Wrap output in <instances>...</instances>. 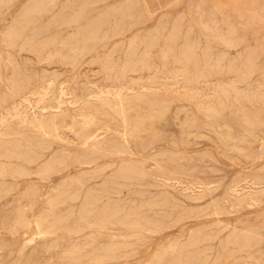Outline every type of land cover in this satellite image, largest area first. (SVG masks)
Segmentation results:
<instances>
[{"label":"bare ground","instance_id":"6f19581e","mask_svg":"<svg viewBox=\"0 0 264 264\" xmlns=\"http://www.w3.org/2000/svg\"><path fill=\"white\" fill-rule=\"evenodd\" d=\"M146 6H148V9L150 8L149 5ZM153 12L152 9L148 11L149 14ZM120 13L128 14L127 11H121ZM252 14L254 13H249L250 17H253ZM104 18H101L102 21L105 20ZM91 29L87 26L86 30ZM234 31L236 30L234 29ZM27 32L26 35H28ZM52 35H55V33ZM133 37L135 36L133 35ZM80 38L86 40L92 39L94 36L83 34ZM72 39H77V37H72ZM147 39L150 38L147 37ZM7 41L8 45L15 44L11 38ZM134 41L136 40L134 39ZM235 41V38H232L227 40L226 44L232 45L236 43ZM144 44L146 46V42ZM153 45L154 43L148 44V46ZM23 46L27 47V45ZM94 46V44L84 42L82 44H66V46L58 49L66 48L70 50V52L62 53L60 51L59 53L63 62L74 64V62L80 60L82 52L90 50ZM136 48L137 45L135 43L129 44L123 50L124 56L120 60H116L113 56L104 59L96 58L102 64L104 78L110 80L112 84L101 87L95 86L96 88L88 91L87 95L82 93L84 96L81 97V95L68 91L65 86L56 90L54 81L47 80L37 87H32L29 92H24L23 101L13 106L12 109H9L6 113H0V172L24 173L28 175L30 173L29 165L32 164L42 173L52 170L53 167L96 163L100 157L99 151L101 149L112 150L121 154H137L131 144L134 143L138 149L143 151L148 149L153 141L161 135L158 123L165 119L172 109L184 111L181 131L173 139L175 142L188 143L192 141L193 136H209L211 135L210 133H214L217 137L221 136V138H224H220L221 142L225 141V139L229 141L227 146L234 147L241 154H245V156L248 155L253 163L260 160L261 162H258L259 166L264 171V119L259 116L260 110H251L249 105L243 100L248 99L252 103L254 96L234 87L231 89L226 88L225 81L218 80L215 83L214 92L211 91L212 93L210 94L195 86V83L200 84L209 75L219 77L225 74H235L243 77L250 72H254V69L243 71L239 67L234 69L232 67L226 69L218 67L215 71L212 69L208 73H205V68L196 70L194 69L196 67L195 64L198 62L207 64V61L212 59L207 57L197 58L198 56L189 43L181 45L165 43L159 56H146L143 58H137L138 52ZM42 49L43 47L32 49L37 53L39 59L45 57ZM2 52L0 51V57ZM205 54L209 56V51L206 50ZM220 55L223 57V54ZM256 58L252 56L251 52L247 56L249 61H253ZM144 69L150 71V80L147 83H144V77L141 74ZM132 72L140 73L137 76H131L132 79L127 82L129 74ZM18 76L19 74L14 71L11 85L21 91L29 83H26L27 86H25V81L24 84H22L23 82L20 83L21 85L18 84ZM159 76H164V78L168 79L167 84L161 85L156 79ZM5 97L4 99H6ZM1 101L3 102V100ZM2 102H0L1 107L3 106ZM235 122L239 124L240 128H236ZM66 128L74 132L78 139V146L83 147H76L77 152L73 156L72 154L71 156L67 155L64 151L52 153V159L46 161L45 157L51 153L53 144L64 139L62 133ZM100 129H104L107 134L104 135L99 132ZM204 129H207L208 134L204 132ZM31 131L36 133L30 134L29 132ZM145 131L147 132L146 135L144 134ZM254 145H257L258 148L255 149ZM63 147L66 148L65 146ZM247 150L249 151L247 152ZM159 154L153 152L150 157L155 158ZM174 155H170L164 164L157 162L159 173H152L143 159L124 158L115 170V174L105 180L101 190H93L94 188L87 186V183L93 178L102 176L105 169L97 166L89 168L86 172H82L81 176L70 177L64 183V191L58 190L54 194L50 200V207L48 206V213L43 215H37L36 212L38 210L34 212V206L38 203L39 197L36 194L38 192L30 188L28 190V208L16 209L14 216H12L14 224H11L13 226H10L11 228L7 226L10 228L8 234L10 232H24L26 234V242L23 247L24 255H30L29 251L26 252L28 248H30L32 255L45 253L52 247L59 246L58 240L61 237L80 239L79 237L122 236L124 234L125 238L123 240L110 239L108 243L103 245L90 244L91 246L88 249L85 248L86 243L84 241L81 244L77 242L78 240L63 247L64 257L70 260L69 264H92L91 262L94 264V261L97 264H102L108 257L113 259L121 254L128 253L130 250L123 249L131 242H136L141 246L145 245L150 237L148 232H159L170 226L172 222L183 220L189 213L184 210L185 208H181L176 200L167 195L163 200L151 198L145 203L131 206L128 209L119 203L108 202L101 204L102 196L107 194L109 189L112 188L115 191H119L121 188L118 185L121 183L126 186H131L135 183L140 184L145 180L151 183L150 178L160 176L169 185L176 188L178 186L180 194L183 196L194 200L209 197L206 204L207 214L237 213L240 209L262 206L264 203V172L262 174L254 173L253 171V173L249 172L238 182L232 184L221 198L216 199L212 197V193L218 187V184L211 180L186 182L183 177L179 176L182 173L181 164ZM47 158L50 157L48 156ZM5 159L11 166L3 164ZM20 161L22 162L20 163ZM15 162L17 163L15 164ZM4 185L5 180H2L0 182V196L6 195V192L3 191ZM84 190L86 194L77 213H74L73 207L70 211L61 213L60 206L68 202L70 198L77 199L80 192ZM135 191L143 190L135 189ZM156 207H159V211L165 209L162 216H160L161 214L159 216L158 214H150V211L155 210ZM179 207V215L175 217L174 221H171L170 218L173 212L176 209L178 210ZM262 212L261 215L258 214L260 217L254 216L255 218H247L244 221L240 219L238 220L240 223L237 224L226 223L222 220L213 221V224L219 227L216 230L211 225L201 224L190 229L191 231L185 236L184 234L176 235L170 238L168 242L160 245L149 259L146 258L144 264L262 263L264 252L260 253V250L251 252L248 260L243 262H240L237 256L243 249L258 247L264 242V211ZM253 213H248L247 215L252 216ZM110 226H118L123 232L119 235L109 234L106 230ZM224 229H229V231L224 236H221V232ZM79 234L83 235L78 236ZM129 237L135 239L129 242V240H126ZM222 237L226 241L224 243L221 242V244L227 248L231 247V250L218 251L217 253L210 251V248L214 246L212 241ZM257 253H260V256H257ZM213 254L217 255L214 259H210ZM232 257L234 258L232 259ZM63 261L68 262L67 260ZM35 262V259H29L26 264H35ZM59 264H63V262Z\"/></svg>","mask_w":264,"mask_h":264},{"label":"rangeland","instance_id":"374dc122","mask_svg":"<svg viewBox=\"0 0 264 264\" xmlns=\"http://www.w3.org/2000/svg\"><path fill=\"white\" fill-rule=\"evenodd\" d=\"M1 1L0 51L3 52L0 57V98L3 102L1 100L0 102H2L3 106H0V113H6L9 109H12L13 106L23 101L24 92H29L32 87H37L47 80L54 81L56 90L65 86L68 91L76 95H81V97L87 95L86 93L93 90V88L112 84L110 80L104 78L102 64L100 60L97 61L96 58L104 59L113 56L116 60H120V58L124 56L123 50L126 49L129 44L135 43V45H137L136 51L138 52L137 58H143L146 56H159L165 43H177L179 45L189 43L190 47L198 56L197 58L202 59L207 57L212 59L211 61H207V64L205 62H198L195 64L196 67L194 69L196 70L205 68V73H208L211 72L212 69L215 71L218 67L225 69L228 67H232L233 69L239 67L243 71H251V69H254V72H250L243 77L235 74H225L219 77L209 75L200 84L195 83V86L203 90V92L210 94L214 92L215 83L219 80L226 82V88L231 89L234 87L243 92L251 93L254 96L252 103L249 102L248 99L243 100L249 105L251 110H260L259 116L264 119V98H262L264 96V0ZM146 5H149V9L154 11L152 14L148 13L149 9ZM121 11H127L128 14H122L120 13ZM250 12L254 13L252 14L253 17H250ZM102 17H105L104 21H102ZM87 26L92 29L86 30ZM48 28L49 30H47ZM234 29L236 31H234ZM26 31H28V35H26ZM54 33L55 35H52ZM37 34H39V37ZM83 34L94 36V38L86 40L81 39L80 37ZM133 35L135 37H133ZM146 36L150 39H147ZM72 37H77V39H72ZM9 38L13 39L15 42L14 45H8L7 40ZM232 38H235L236 43L227 45V40ZM134 39L136 41H134ZM149 40V43H154L153 46H148ZM84 42L94 44L95 46L90 50L82 52L80 60L74 62V64L63 62L59 52H70V50L66 48L60 50L58 48L66 46V44H82ZM145 42L146 46L144 44ZM23 45H27V47L25 48ZM40 47H43L42 52L45 55L43 59H39L37 53L32 50ZM206 50L209 51V56L205 54ZM250 52L253 57L258 58L253 61L247 60V56L250 55ZM220 54H223V57ZM221 58L225 59L223 60ZM14 71L19 74L17 77L18 84L21 82L24 84L25 81V86H27L26 83H29L26 88L24 87L21 90L22 92L20 89H15L11 85ZM139 73H130L127 82ZM141 74L144 77V83H147L148 80H150V71L144 69L141 71ZM156 79L161 85H165L169 81L164 78V76H159V78L157 77ZM261 86L263 87L261 88ZM4 97L6 99H4ZM258 104L260 108L257 106ZM183 120L184 111L172 109V111L167 114V117L158 123L161 135L153 141L148 149L143 151L138 149L134 143L131 144L137 152V154L134 155L131 153H122L124 154L122 155L112 150L101 149L99 151L100 157L96 163L83 165L70 164L69 166L53 167V171L47 170L42 173L32 164L29 165L30 173L28 175L24 173L12 174L0 172V182L5 180L3 191L6 192V195L0 196V264H26V261L29 259H35V264H59L61 262H63V264H69L70 260L64 257L63 247L76 242V240L81 244L84 242L86 245L88 244L87 246L85 245V248L88 249L91 246L90 244L103 245L108 243L110 239L123 240L125 238L124 234L122 236L103 235L97 237H79L81 240L61 237L58 240L59 243L57 242L59 246H55L56 248L52 247V250L50 249L45 253L32 255L30 248H28L26 252L29 251L30 255H24L23 247L26 242V234L24 232H10L8 234V232L13 226L12 224H14L12 216H14L13 214L16 209L20 208L22 210L28 208V190L30 188L38 192L36 194H38L39 197L38 203L34 206V212L38 210L36 214L43 215L48 213L50 200L54 194L58 192V190L64 191V183L70 179V177L81 176L82 172H86L87 169L89 170V168L96 166L105 169L102 176L93 178L87 183V186H90L92 189L94 188L93 190H101L105 180H108L115 174V170L124 158L143 159L146 162L147 168L151 170L152 173H159L160 170L159 167H157V162L164 164L168 157L175 153L174 156L178 158L182 169V173L179 176L183 177L186 182L196 180L214 181L218 184V189L216 188L214 190L212 197L216 199L221 198L232 184L238 182V180L249 174V172L253 171L259 174L264 172L259 166L258 162L260 160L253 163L248 155H246V158L245 154H241L234 147L231 148V146H227L229 141L225 139V141L223 140V142H221L223 137H217L214 133H210L211 135L209 136H193L192 141L188 143L175 142L173 139L179 135L181 131V122ZM235 126L238 128L239 124L235 122ZM99 132L104 135L107 134L104 129H100ZM204 132L208 134L207 129H204ZM29 133L35 134L36 132L31 131ZM144 134L146 135L147 132L145 131ZM62 137L64 139L53 144L51 153L45 157L46 161L52 159V153L64 151L67 155L71 156L72 154L73 156L77 152L76 147H83L80 145L78 146L77 136L70 129L66 128L62 133ZM242 144L247 146L245 143ZM224 147H227L226 150ZM254 147L255 149L258 148L257 145H254ZM249 150H247V152ZM153 152L160 154L152 158L150 156ZM48 156L50 158H47ZM21 162L22 161H20V163ZM16 163L17 162H15V164ZM3 164L5 166H11L6 159L3 160ZM150 180L152 181L151 183L145 180L140 184L135 183L131 186H126L121 183L118 185V187L121 188L119 191H115L112 188L109 189L107 194L102 196L101 204L108 202L119 203L128 209L131 206L145 203L151 198L163 200L167 195L176 200L181 208H185V211L192 213H188L186 217L179 222H172L170 226L159 232H148L150 237L143 246L136 242H131L135 238H127L126 240H129L131 244H127L123 250L130 251L126 254H121L117 258L111 259V257H108V260L105 259V262L102 264H144L146 258L149 259L160 245L168 242L170 238L176 235L184 234L185 236V234L191 231L190 229L201 224L211 225V227L216 230L219 227L213 224L215 221L222 220L226 223L237 224L240 223V221H238L240 219L244 221L247 218L260 217L261 212L264 211L263 203V207H246L240 209L237 213L226 212L225 214L224 212L219 215L207 214L208 210L206 209V204L209 197L199 200L190 199L180 194L178 186L176 188L169 185V183L160 176L152 177ZM135 189L143 191H135ZM85 194L84 190L80 192L77 199H68V202L60 206L61 213H66L73 207L74 213L76 214ZM180 207L173 212L170 218L171 221H174L175 217L179 215L178 211ZM164 211L165 209L159 211V207H156L155 210L150 211V214H158V216L161 214L160 216H162ZM248 213L253 214L250 216L247 215ZM228 215H232L233 219L232 216ZM9 223L12 224L10 225ZM7 226L11 227L8 228ZM106 231L109 234L118 235L123 232L118 226H110ZM228 231L229 229H224V231L221 232V236H224ZM82 235L83 234H79L78 236ZM5 240L6 242H4ZM70 240L72 241L70 242ZM224 241H226L224 237L216 238L212 241L214 246L210 248V251L217 253L218 251L223 252L231 250V247L227 248L221 244V242L224 243ZM256 250H260V253L264 252V242L258 247L243 249L241 253L237 254L239 261L243 262L248 260L250 253ZM260 253L256 255L260 256ZM216 255L217 254H213L210 259H214ZM233 258L234 257H232V259ZM63 260H67L68 262ZM91 263L93 264V262ZM229 263L231 264V262ZM94 264L97 263L94 261ZM259 264H264V259L262 263Z\"/></svg>","mask_w":264,"mask_h":264}]
</instances>
